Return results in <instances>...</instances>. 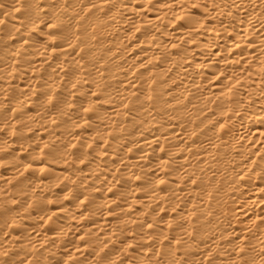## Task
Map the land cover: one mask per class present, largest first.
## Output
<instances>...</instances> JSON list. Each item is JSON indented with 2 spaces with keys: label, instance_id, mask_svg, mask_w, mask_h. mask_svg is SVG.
Returning a JSON list of instances; mask_svg holds the SVG:
<instances>
[{
  "label": "bare ground",
  "instance_id": "1",
  "mask_svg": "<svg viewBox=\"0 0 264 264\" xmlns=\"http://www.w3.org/2000/svg\"><path fill=\"white\" fill-rule=\"evenodd\" d=\"M0 264H264V0H0Z\"/></svg>",
  "mask_w": 264,
  "mask_h": 264
}]
</instances>
